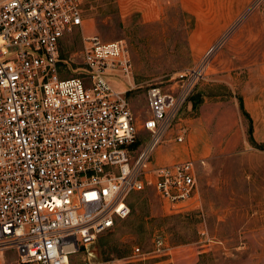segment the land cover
I'll return each instance as SVG.
<instances>
[{
    "label": "built area",
    "instance_id": "obj_1",
    "mask_svg": "<svg viewBox=\"0 0 264 264\" xmlns=\"http://www.w3.org/2000/svg\"><path fill=\"white\" fill-rule=\"evenodd\" d=\"M83 2L0 0V264L9 249L23 264H73L80 251L82 264H104L93 245L130 214L133 193L155 188L169 212L200 202L207 157L156 162L153 153L168 134L188 141L181 112L215 46L177 74L173 90L151 86L140 118L128 90L108 79L121 74L133 88L125 40L83 35V66L62 58L66 36L84 29ZM153 243L156 256L171 250L164 236ZM141 255L134 247L131 257Z\"/></svg>",
    "mask_w": 264,
    "mask_h": 264
},
{
    "label": "rangeland",
    "instance_id": "obj_2",
    "mask_svg": "<svg viewBox=\"0 0 264 264\" xmlns=\"http://www.w3.org/2000/svg\"><path fill=\"white\" fill-rule=\"evenodd\" d=\"M246 1L248 7L241 21L234 24L223 43L237 36L235 60L255 64L258 77L264 69V0ZM157 5L159 15L154 16L152 9ZM83 16L84 29L77 28L66 36L62 58L72 57L74 68L83 66L75 55L82 48L83 35L97 34L103 41L125 40L133 62V88L130 90L121 74L108 79L115 89L128 90L130 103L140 118L149 114L148 89L155 85L164 91L173 90L177 74L199 63L211 48L206 51V44L215 41L191 38L196 24L179 0H84ZM213 46L209 66L221 47ZM209 75L207 70L206 79L195 90L198 105L194 107L193 103L191 111L186 106L181 112L190 128V142H174L168 134L153 153L156 162L207 157L206 166L200 168L198 207L169 212L155 188L133 193L128 199L130 214L117 218L112 228L97 237L93 245L97 260L104 264H264V150L250 141V121L241 109L237 145L226 150L202 149L197 142V119L201 114L197 91ZM209 90L229 95L226 88L216 85ZM237 105L239 108V101ZM255 130L257 143H264V122ZM156 236L168 239L172 254L156 256ZM136 246L144 255L132 258ZM85 260V252L80 251L72 263L82 264ZM1 264H21L18 252L7 250Z\"/></svg>",
    "mask_w": 264,
    "mask_h": 264
},
{
    "label": "crops",
    "instance_id": "obj_3",
    "mask_svg": "<svg viewBox=\"0 0 264 264\" xmlns=\"http://www.w3.org/2000/svg\"><path fill=\"white\" fill-rule=\"evenodd\" d=\"M179 3L182 9L194 18L196 25L192 29L191 38L215 40L206 44V51L213 45H217V48L221 45L209 66V80L203 82L197 91L201 101V114L197 119V124L200 125L197 142L204 151L214 147L218 150L233 149L241 136V100L252 120L253 136L257 134V124L264 122V69H261L257 77L255 64H242L235 60L239 46L236 42L237 36L232 35L223 43L234 24L241 21V15L248 7L247 1L179 0ZM158 8V5L154 7L151 14L159 15ZM215 85L218 88H226L229 95L211 92L209 89ZM203 86L207 88H202ZM227 98L230 99L225 100ZM259 112H262L263 116ZM187 140L189 143L190 134ZM171 250L166 255L172 254Z\"/></svg>",
    "mask_w": 264,
    "mask_h": 264
},
{
    "label": "trees",
    "instance_id": "obj_4",
    "mask_svg": "<svg viewBox=\"0 0 264 264\" xmlns=\"http://www.w3.org/2000/svg\"><path fill=\"white\" fill-rule=\"evenodd\" d=\"M197 96H193L192 98H191V101L194 103V107H196L197 105H198V101H196L197 100V98H196ZM200 99V98H199ZM240 109H241V111H242V113L249 119V121H250V123H249V129H248V132H249V138H250V141H252V143H254V144H256L257 145V147L258 148H260V149H263L264 150V143H257V141L255 140V138H254V136H253V124H252V120H251V118H250V115L248 114V112L244 109V105H243V102H242V100L240 101ZM21 264H23V263H21ZM26 264V263H25Z\"/></svg>",
    "mask_w": 264,
    "mask_h": 264
},
{
    "label": "water",
    "instance_id": "obj_5",
    "mask_svg": "<svg viewBox=\"0 0 264 264\" xmlns=\"http://www.w3.org/2000/svg\"><path fill=\"white\" fill-rule=\"evenodd\" d=\"M193 102L192 101H190L189 103H188V105H187V108H188V110H192L193 109Z\"/></svg>",
    "mask_w": 264,
    "mask_h": 264
}]
</instances>
